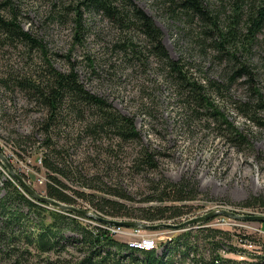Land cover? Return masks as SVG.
<instances>
[{"label": "trees", "instance_id": "1", "mask_svg": "<svg viewBox=\"0 0 264 264\" xmlns=\"http://www.w3.org/2000/svg\"><path fill=\"white\" fill-rule=\"evenodd\" d=\"M22 1L0 0V49L23 48L30 62L37 54L40 63L31 62L27 70H7L0 76V87L7 93L24 94L35 108L46 112V118L36 124L34 132L28 135L16 132V145L21 147L25 143L34 144L37 132L44 135L41 145L44 152L38 157L43 162L39 167L46 170L48 177L46 195L76 207L81 205V200L88 206L86 210L107 218L149 223H178L185 218L191 213L189 203L201 193L198 184L190 178L174 182L160 176L151 181L150 194L135 206L128 204L130 197L123 191L108 186L103 176L78 169L66 144H60L64 138L70 141L63 130L69 120L82 125L80 139L89 138L103 147L106 145L104 150L111 157L117 155L115 148L137 143L140 147L134 160L137 173L157 171L159 166L156 151L144 143L134 118L123 114L105 97L89 91L74 67L63 71L54 65L44 40L25 29L20 11ZM45 1L51 5L49 21L73 22L78 30L77 40L93 33L98 18L107 22L113 33L108 50L118 57L121 65L126 69L144 68L141 69L144 76L151 65H156L182 115L217 123L235 145L247 144L248 139L228 121L218 97L224 98V91L230 93L234 85L245 79L251 92L250 102L238 109L248 121L264 129V0H152L157 13L172 22L171 30L180 43L178 58L170 56L163 43L162 29L136 0ZM72 15L74 18H70ZM89 60L94 73L103 68ZM109 61L103 65L115 69V63ZM216 68L219 71L215 72ZM0 106V117L11 124L13 115L8 110L17 107ZM0 151H3L1 147ZM0 168V261L264 264V243L263 254L252 253L248 247L257 245L252 236L221 227L203 226L178 233L158 244L162 247L160 254L158 247L156 250L130 248L104 227L86 222L85 217L31 199L8 176L1 162ZM21 175L35 184L33 172ZM241 206L264 212V194L252 195ZM228 254L244 259L230 258Z\"/></svg>", "mask_w": 264, "mask_h": 264}, {"label": "rangeland", "instance_id": "2", "mask_svg": "<svg viewBox=\"0 0 264 264\" xmlns=\"http://www.w3.org/2000/svg\"><path fill=\"white\" fill-rule=\"evenodd\" d=\"M136 2L154 17L155 23L164 33L163 43L168 53L173 58H178L180 43L171 30L172 22L157 13L152 0H136ZM20 6L25 29L33 31L44 40L54 65L63 71H69L74 67L89 91L105 97L123 114L134 118L144 143L156 151L159 166L157 171L137 173L134 165L140 149L137 143H129L121 149L115 148L117 155L111 157L104 150L106 145L103 147L101 143H95L89 138L80 139L82 125L69 120V127L67 125L63 130L70 141L67 142L64 138L61 139L60 144H66L79 170L90 175L103 176L108 186L123 191L130 197L128 204L135 206H138L139 202L150 194L151 181L160 176L174 182L182 178L192 179L198 184L201 193L197 200L189 203L192 206L191 213L179 220L177 224L223 208L240 214H264L263 210L247 209L241 206L252 195L264 194V129L248 121L238 109L250 102L251 92L245 79L234 85L230 93L224 91V98L218 97L219 106L228 121L234 123L248 139V143L241 146L232 143L217 123L206 119L192 120L182 115L172 90L163 81L156 65H151L145 76L141 70L144 68L126 69L124 65H121L117 60L118 57L108 50V46L113 42V33L107 22L98 18L95 21L93 33L86 34L84 38L78 37L77 40L78 30L73 22L61 24L49 21L51 5L47 1L24 0ZM70 18H74V15ZM89 58L94 60L97 66L101 64L103 68L100 67L94 73L89 65ZM109 60L115 63V69H109L107 65H103L110 62ZM31 62L39 64V55L35 54ZM31 62L23 48H18L16 51L0 49V76L11 68L27 70ZM217 71L219 68H216L215 72ZM5 104L9 108L16 106L17 109L8 110V113L13 115L10 118L11 124L7 122V119L2 120L0 117V147L3 150L1 152L20 173L31 170L35 175V184L32 181L33 188L40 194L46 195V184L41 183V180L48 178L46 170L39 167L42 165H36L44 152L41 149L44 135L37 132V141L34 144L25 143L22 147L16 145L18 135L16 132L22 135L34 132L36 124L46 118V112L35 108L24 94L7 93L0 87V105ZM146 111L151 112V115H147ZM12 130H14L13 133ZM24 179L28 178L24 177ZM28 182L31 184L30 181ZM71 184L75 188H80L76 182ZM79 203L81 205L84 203V207L78 205L81 209L88 207L81 200ZM221 218L211 220L204 226L219 227ZM84 220L93 225L111 227L109 224L96 220ZM221 228L236 234L252 236L257 245L249 246V250L252 253H264V251L261 253L263 250L261 244L264 243V224L236 221V226H221ZM127 229H131L130 232L137 230V228ZM144 230L146 234L154 235L156 245L167 242L183 232L171 229ZM113 236L127 243L130 248H132L131 241L138 239L133 236ZM157 252L160 254L162 247H158ZM228 257L244 259L235 257L233 254H228ZM0 264L12 263L1 260ZM28 264L44 263L31 260Z\"/></svg>", "mask_w": 264, "mask_h": 264}, {"label": "water", "instance_id": "3", "mask_svg": "<svg viewBox=\"0 0 264 264\" xmlns=\"http://www.w3.org/2000/svg\"><path fill=\"white\" fill-rule=\"evenodd\" d=\"M0 162L6 167L9 176L18 183L20 188L33 200L41 204H47L53 209L59 210L61 212H70L76 215L83 216L87 219L96 220L100 223L114 225L117 227L125 228H142L146 230H161V229H171L175 231H186L190 229H196L203 227L205 223L214 220L219 217H226L233 220L241 222H253L258 224H264V214H240L231 209H216L211 212L206 213L203 216L195 217L192 219L185 220L179 224L177 223H147L143 221L135 220H110L103 216H98L96 213L81 209L73 205H67L55 199L48 197L47 195L40 194L31 184H29L24 177L16 170L14 165L8 159V157L0 151Z\"/></svg>", "mask_w": 264, "mask_h": 264}, {"label": "built area", "instance_id": "4", "mask_svg": "<svg viewBox=\"0 0 264 264\" xmlns=\"http://www.w3.org/2000/svg\"><path fill=\"white\" fill-rule=\"evenodd\" d=\"M42 164H43L42 158H39L38 159V165H42ZM22 173L30 174L31 170L26 171V172H21L20 174H22ZM28 181H30V180H28ZM46 181H47V179L41 180V183L45 184ZM236 221L237 220H233V219H230V218L222 217L218 225H219V227H221V226H223V227H232V226H236ZM238 222H240V221H238ZM103 227L105 229H107L113 235L129 236V237L133 236V238H135V239H137V237H138L137 240L131 241L130 246L132 248H134V249L153 250L156 247H158V245H156L155 238H153L154 235L146 234V231L144 229H142V228H137V230H135V231L132 230L130 232L131 229H127L125 227H117V226H111V227L103 226Z\"/></svg>", "mask_w": 264, "mask_h": 264}, {"label": "bare ground", "instance_id": "5", "mask_svg": "<svg viewBox=\"0 0 264 264\" xmlns=\"http://www.w3.org/2000/svg\"><path fill=\"white\" fill-rule=\"evenodd\" d=\"M12 163V162H11ZM111 226V225H110ZM114 226V225H113Z\"/></svg>", "mask_w": 264, "mask_h": 264}]
</instances>
